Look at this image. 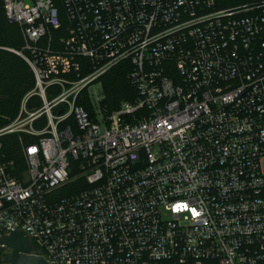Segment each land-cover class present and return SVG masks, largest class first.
I'll list each match as a JSON object with an SVG mask.
<instances>
[{
  "label": "built area",
  "instance_id": "2783aa9c",
  "mask_svg": "<svg viewBox=\"0 0 264 264\" xmlns=\"http://www.w3.org/2000/svg\"><path fill=\"white\" fill-rule=\"evenodd\" d=\"M3 9L33 85L0 127L24 159L0 157V264L14 229L49 264H264V0Z\"/></svg>",
  "mask_w": 264,
  "mask_h": 264
},
{
  "label": "trees",
  "instance_id": "16d2710c",
  "mask_svg": "<svg viewBox=\"0 0 264 264\" xmlns=\"http://www.w3.org/2000/svg\"><path fill=\"white\" fill-rule=\"evenodd\" d=\"M54 1L58 5L62 3V0ZM23 41L19 25L6 17L3 0H0V125L17 113L21 95L33 85L30 66L12 49H20ZM126 73L127 67L122 61L100 76L105 93L102 103L108 108L117 106L123 97L134 96V87ZM0 157L7 165L18 168L23 165L20 140L14 132L0 135ZM70 190L75 189L68 188Z\"/></svg>",
  "mask_w": 264,
  "mask_h": 264
},
{
  "label": "water",
  "instance_id": "95a60500",
  "mask_svg": "<svg viewBox=\"0 0 264 264\" xmlns=\"http://www.w3.org/2000/svg\"><path fill=\"white\" fill-rule=\"evenodd\" d=\"M3 242L11 248L8 260L12 264H49L43 255L29 252L30 241L23 230H10Z\"/></svg>",
  "mask_w": 264,
  "mask_h": 264
},
{
  "label": "rangeland",
  "instance_id": "374dc122",
  "mask_svg": "<svg viewBox=\"0 0 264 264\" xmlns=\"http://www.w3.org/2000/svg\"><path fill=\"white\" fill-rule=\"evenodd\" d=\"M31 87H32V86H31ZM31 87H30V88H31ZM30 88H28L27 90H29ZM27 90H25V91L23 92V94L21 95V96H22V97H21V100H22V98H23L24 93H25ZM123 98H124V97H123ZM123 98H122V99H123ZM21 100H20V103H19V106H18V109H17V110H18L17 113H16L12 118H10L8 121L12 120V119L18 114V112H19V107H20V104H21ZM112 108H113V107H112ZM8 121H7V122H8ZM7 122H6V123H7ZM6 123L1 124L0 127L3 126V125L6 124ZM23 163H24V159H23ZM22 166H23V165H22ZM22 166H21V168H23ZM67 191H68V188H63V189H60V190H59L60 193H64V192H67Z\"/></svg>",
  "mask_w": 264,
  "mask_h": 264
}]
</instances>
